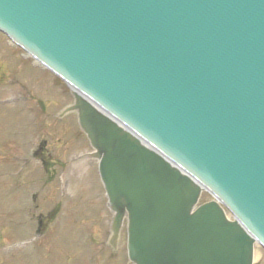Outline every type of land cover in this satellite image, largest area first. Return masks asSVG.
I'll use <instances>...</instances> for the list:
<instances>
[{
  "label": "water",
  "instance_id": "obj_1",
  "mask_svg": "<svg viewBox=\"0 0 264 264\" xmlns=\"http://www.w3.org/2000/svg\"><path fill=\"white\" fill-rule=\"evenodd\" d=\"M0 32L74 90L133 264H253L264 0H0Z\"/></svg>",
  "mask_w": 264,
  "mask_h": 264
},
{
  "label": "rangeland",
  "instance_id": "obj_2",
  "mask_svg": "<svg viewBox=\"0 0 264 264\" xmlns=\"http://www.w3.org/2000/svg\"><path fill=\"white\" fill-rule=\"evenodd\" d=\"M22 59L0 33V264H129L125 240L115 259L108 246H95L107 239L109 208L99 161L75 115L61 120L72 104L69 90ZM42 138L51 152L44 166L33 158ZM34 196L38 213L56 210L38 239V223L30 220ZM94 248L96 261L90 260ZM254 264H264L259 246Z\"/></svg>",
  "mask_w": 264,
  "mask_h": 264
},
{
  "label": "flooded vegetation",
  "instance_id": "obj_3",
  "mask_svg": "<svg viewBox=\"0 0 264 264\" xmlns=\"http://www.w3.org/2000/svg\"><path fill=\"white\" fill-rule=\"evenodd\" d=\"M23 62L27 61L28 63H30L33 67H39L36 62L32 59H22ZM41 68V67H40ZM41 71H44L45 73L47 72L45 69L41 68L40 69ZM68 96L70 97L69 93H68ZM75 115V114H74ZM66 116H69V114L65 115L63 117V119L65 120L67 117ZM76 117V115H75ZM48 146H49V142H48V139L47 138H42L40 140V142L38 143V145L36 146V149L34 151V154L33 156L36 158V159H39L43 165H46L48 164V162L50 161V158H51V152L49 151L48 149ZM49 172V170H48ZM38 202H34L33 203V206H32V210L34 211V214L32 215V219L33 217H35V220L38 221V233H39V238H41L43 236V232H44V228L46 227V224H50V226L53 224L54 220H53V215L54 213L56 212L55 208L53 207L49 213H47L46 215H43L42 213H38V211L40 210V207L37 205ZM55 210V211H54ZM34 220V219H33ZM52 230L51 228L49 227L48 228V234L51 233ZM84 232V231H83ZM104 235L105 237L107 238L105 240V245H108V242H110V233H109V230L108 228L105 229L104 231ZM95 246H102V243L99 244V243H95ZM112 247V246H111ZM95 251V248L94 250H91L90 252L92 253V255L90 256V260L92 261H96L98 256H97V253L98 252H94ZM114 253V249L112 250V254ZM119 253V251H118ZM117 254H113L112 256L109 255V258H113L115 259V256Z\"/></svg>",
  "mask_w": 264,
  "mask_h": 264
}]
</instances>
